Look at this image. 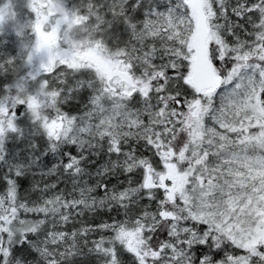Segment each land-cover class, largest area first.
<instances>
[{"label": "snow or ice", "instance_id": "6c2138e0", "mask_svg": "<svg viewBox=\"0 0 264 264\" xmlns=\"http://www.w3.org/2000/svg\"><path fill=\"white\" fill-rule=\"evenodd\" d=\"M0 264H264V0H0Z\"/></svg>", "mask_w": 264, "mask_h": 264}, {"label": "rangeland", "instance_id": "374dc122", "mask_svg": "<svg viewBox=\"0 0 264 264\" xmlns=\"http://www.w3.org/2000/svg\"><path fill=\"white\" fill-rule=\"evenodd\" d=\"M15 23H16L15 20H13V24ZM74 55H77V54H74ZM89 58L95 59L97 67L100 68L102 71L108 72V71L113 70L108 65H106L103 61L99 60V58H94V57H89Z\"/></svg>", "mask_w": 264, "mask_h": 264}, {"label": "trees", "instance_id": "16d2710c", "mask_svg": "<svg viewBox=\"0 0 264 264\" xmlns=\"http://www.w3.org/2000/svg\"><path fill=\"white\" fill-rule=\"evenodd\" d=\"M78 55V54H77Z\"/></svg>", "mask_w": 264, "mask_h": 264}]
</instances>
